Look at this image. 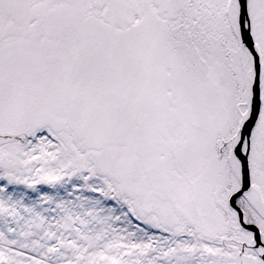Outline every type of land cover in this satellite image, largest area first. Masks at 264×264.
I'll return each instance as SVG.
<instances>
[{
	"label": "snow or ice",
	"instance_id": "obj_1",
	"mask_svg": "<svg viewBox=\"0 0 264 264\" xmlns=\"http://www.w3.org/2000/svg\"><path fill=\"white\" fill-rule=\"evenodd\" d=\"M0 264H264V0H0Z\"/></svg>",
	"mask_w": 264,
	"mask_h": 264
}]
</instances>
